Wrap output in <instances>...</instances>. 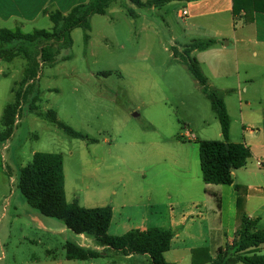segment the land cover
Instances as JSON below:
<instances>
[{"label":"rangeland","instance_id":"rangeland-1","mask_svg":"<svg viewBox=\"0 0 264 264\" xmlns=\"http://www.w3.org/2000/svg\"><path fill=\"white\" fill-rule=\"evenodd\" d=\"M129 7L138 18L130 16ZM185 7V2H172L162 8L138 9L128 0H118L105 16L92 18L88 44L85 31L76 29L72 48H63L55 65L40 70L33 95H38V112L29 111L31 101L24 103L14 136L0 148V264L150 262L147 256L126 257L118 252L97 260L68 261V242L92 250L102 248L95 239L77 235L63 222L32 209L18 180L34 154L62 155L68 202L77 200L85 208L115 207L124 223L117 232L141 228L146 219L169 217L176 200L186 198L181 190L187 177L168 165L179 161L188 173L197 169L199 174L198 142L224 141L208 96L180 60V53L193 41H219L192 57L199 62L209 87L219 92L228 107L231 139L241 140L248 130L245 123L263 120L264 56L260 48L252 44L249 55L237 62L235 25L220 21L213 28H199L201 20L178 17ZM48 10L55 11L52 6ZM44 16L28 24L24 33L50 31L53 24ZM242 26L239 21L236 29ZM27 67L22 58L0 64V122L5 108L15 102ZM50 112L98 143L68 136L46 119ZM242 113L247 120L243 125ZM148 161L155 166L148 169L144 181L141 172ZM169 194L175 199L168 198ZM115 233L112 230L109 235ZM175 255L169 253L166 260H175Z\"/></svg>","mask_w":264,"mask_h":264},{"label":"trees","instance_id":"trees-1","mask_svg":"<svg viewBox=\"0 0 264 264\" xmlns=\"http://www.w3.org/2000/svg\"><path fill=\"white\" fill-rule=\"evenodd\" d=\"M118 0H89L85 4L74 7L67 15L53 11L49 19L53 24L51 31L35 30L25 34L21 29L15 31L0 29V64L11 63L16 59H24L28 67L25 70L20 89L16 92L15 102L9 104L0 122V148L14 136L21 116L22 105L30 102L29 111L38 112L36 82L40 70L56 64V58L63 48H72V33L83 29L85 42H90L91 21L94 16H105L109 8ZM138 9L161 8L172 2L188 0H128ZM233 15L238 18L244 14V21L250 24L255 14H264V0H232ZM128 13L134 19L139 16L132 8ZM218 45L216 39L195 40L180 53L175 48L174 56H180L192 78L198 82L208 96L213 111L221 124L224 141H200V161L203 181L207 185L230 186L234 183V172L245 168L252 158L250 148L244 143L230 142L231 118L225 101L217 90L209 87L207 77L201 70L199 62L192 57L194 52H205ZM33 97V99H31ZM41 115V114H39ZM46 119L64 131L68 136L89 140L83 134L58 121L56 114L50 112ZM18 188L25 202L46 218L59 220L80 236L95 239L102 250H92L73 242L66 245L68 261H89L106 257L109 252H118L126 257L147 256L148 264H173L166 260L171 250L174 233L159 228L147 231L132 230L123 236L108 234L112 218V207L85 208L79 201L69 203L66 196V177L62 155L36 153L31 164L20 170ZM241 226L236 233L232 246L219 249L213 258L207 249L192 253V264H264V256L258 255L264 246V230L257 227V222L250 220L242 211Z\"/></svg>","mask_w":264,"mask_h":264},{"label":"crops","instance_id":"crops-1","mask_svg":"<svg viewBox=\"0 0 264 264\" xmlns=\"http://www.w3.org/2000/svg\"><path fill=\"white\" fill-rule=\"evenodd\" d=\"M88 1L0 0V29L11 31L21 29L24 33L27 25L37 22L42 15L49 19L51 12L48 8L50 6H52L53 10L67 15L74 7L85 4ZM143 1L148 3L152 0ZM182 2L186 3L184 9L189 11L188 19L201 20L202 25L198 26L199 28L207 30V28H213V24L220 23V21H225L228 25L232 22L233 27L235 25V34L238 37L237 44H239L237 46V62L240 59L244 60L249 55V46L252 44L259 47L264 56V14H255L253 21L250 24H246L244 14H241L238 18L234 17L232 0H188ZM239 21H241L243 26L236 29V24ZM12 25L17 26L12 29L11 27H14ZM192 26L194 27L195 25L192 24ZM216 35L220 37L222 34L217 32ZM228 45L230 43L226 44V46ZM242 45L244 48L240 49ZM254 55H257V53L255 52ZM244 92V94H247L248 89H245ZM248 106H250V103ZM262 115L263 120L261 122L253 121L249 123L244 113L241 114L242 125L245 121L247 124L245 123L243 126L246 127L248 125V130H245L241 140L233 141L230 131V142L246 144L252 152L250 161H254V163H248L245 168L234 172V183L232 185L216 186L205 184L201 161L199 174L197 169L194 173H188V169L179 167V161H176L174 165L171 163L168 165L173 170H179L177 173H184V176L187 177L181 190L182 194L186 195V198L185 200L177 199V203L172 204V212L166 219L165 217H156L152 220L146 219L141 228L136 230L147 231L153 228L171 230L174 233V239L171 250L166 256L171 252L178 255H175V260L169 261V263L192 264V253L196 249H207L210 255L216 258L219 249L225 250L227 247L232 246L236 233L241 226L239 204L242 206L243 213L250 220L257 222L258 229L264 230V110ZM259 129L261 130L260 132H258ZM189 138L193 140L192 137ZM184 162L182 161L181 163L184 164ZM154 166L155 164H151L149 161L148 164L146 163L145 170L141 172L144 181L148 180V169ZM168 198L175 199L172 194H169ZM112 210L113 218L109 232L114 230L116 233L113 236L127 234L128 232H117L121 231L124 223L116 215V208L112 206ZM201 230L203 233H201ZM259 251H264V246ZM258 255L264 256V252Z\"/></svg>","mask_w":264,"mask_h":264},{"label":"built area","instance_id":"built-area-1","mask_svg":"<svg viewBox=\"0 0 264 264\" xmlns=\"http://www.w3.org/2000/svg\"><path fill=\"white\" fill-rule=\"evenodd\" d=\"M178 16L181 20L185 21L189 17V11L187 9H182L179 11Z\"/></svg>","mask_w":264,"mask_h":264},{"label":"water","instance_id":"water-1","mask_svg":"<svg viewBox=\"0 0 264 264\" xmlns=\"http://www.w3.org/2000/svg\"><path fill=\"white\" fill-rule=\"evenodd\" d=\"M134 116H135V117H138L139 115H138V114H135Z\"/></svg>","mask_w":264,"mask_h":264}]
</instances>
